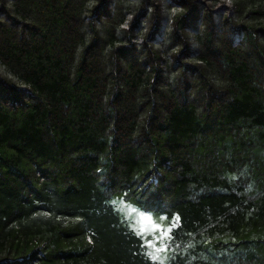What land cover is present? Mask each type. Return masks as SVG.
I'll use <instances>...</instances> for the list:
<instances>
[{
  "label": "trees",
  "instance_id": "16d2710c",
  "mask_svg": "<svg viewBox=\"0 0 264 264\" xmlns=\"http://www.w3.org/2000/svg\"><path fill=\"white\" fill-rule=\"evenodd\" d=\"M115 192L264 264V0H0V264H158Z\"/></svg>",
  "mask_w": 264,
  "mask_h": 264
},
{
  "label": "rangeland",
  "instance_id": "374dc122",
  "mask_svg": "<svg viewBox=\"0 0 264 264\" xmlns=\"http://www.w3.org/2000/svg\"><path fill=\"white\" fill-rule=\"evenodd\" d=\"M146 201L147 200L144 197H139L138 194L127 195L122 192L113 193L108 200L119 216L125 220L131 229L139 230L142 224L145 223L138 214L139 211L144 210H147V213L156 223L163 224L166 227L172 223L173 218H169L157 207L150 206ZM161 217H167V219L162 220ZM147 239H152V237L149 235ZM142 242L145 246V252L148 257L150 258L151 255H155L157 259L154 261L158 264H167L169 259L175 253V250L169 245V239L155 241V247H147L144 239H142ZM164 245H167L166 249L164 248ZM157 249H159V251H157Z\"/></svg>",
  "mask_w": 264,
  "mask_h": 264
},
{
  "label": "snow or ice",
  "instance_id": "6c2138e0",
  "mask_svg": "<svg viewBox=\"0 0 264 264\" xmlns=\"http://www.w3.org/2000/svg\"><path fill=\"white\" fill-rule=\"evenodd\" d=\"M138 214L145 223L142 224L139 230L133 229V232L136 236L145 240L147 247H155V241L157 240L171 239L173 229L179 227V216L173 217L172 223L166 227L163 224L153 221L152 217L147 213V210L139 211ZM161 219H167V217H161ZM149 235L152 239H147ZM164 248L166 249L167 245H164ZM157 251H159V249H157ZM150 258L152 260L157 259L155 255H151Z\"/></svg>",
  "mask_w": 264,
  "mask_h": 264
}]
</instances>
